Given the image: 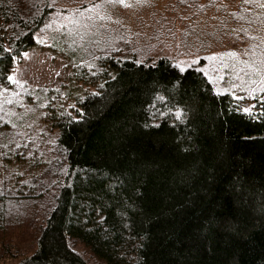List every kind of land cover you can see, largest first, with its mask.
Masks as SVG:
<instances>
[{
    "label": "trees",
    "instance_id": "obj_1",
    "mask_svg": "<svg viewBox=\"0 0 264 264\" xmlns=\"http://www.w3.org/2000/svg\"><path fill=\"white\" fill-rule=\"evenodd\" d=\"M231 1L233 21L256 27L264 0ZM76 5L0 0V264H264V91H220L202 65L123 39L125 51L89 50L88 18L74 25L86 41L49 37L73 64L69 86L21 91L16 60ZM33 105L53 158L17 129ZM54 191L28 242L18 212Z\"/></svg>",
    "mask_w": 264,
    "mask_h": 264
},
{
    "label": "rangeland",
    "instance_id": "obj_2",
    "mask_svg": "<svg viewBox=\"0 0 264 264\" xmlns=\"http://www.w3.org/2000/svg\"><path fill=\"white\" fill-rule=\"evenodd\" d=\"M72 1L77 5L70 10L64 6L66 13L50 19L53 32L45 28L38 45L27 49L16 60L10 79L14 86H20L21 91L58 90L69 86L73 64L51 47L49 37H59L57 42L67 45L86 41V38L76 36L74 25L79 18H88L87 32L90 39L94 38V42H87L89 50L94 47L95 51L102 52V46L108 43L110 47L125 51L123 39L132 49L155 57L162 53L183 64L202 65L220 91H233L238 97L249 99L264 91V7L261 6L264 3L257 5L252 17L246 20L254 19L256 27H253L250 22L244 26L233 21L231 17L237 4L231 0H200L192 12L178 5L182 0ZM188 17L194 23L187 26L185 23L192 21ZM62 25L65 26L63 34L60 33ZM160 27H163L161 32ZM100 32L102 35L98 36ZM100 37L101 44L97 46L95 41ZM19 118L17 129L22 133L20 136L36 142L40 154L53 158L52 145L56 134L42 126V116L35 105L28 106ZM52 193L55 191L26 205L25 214L18 212L22 216L18 222L24 219L21 232L28 242L36 235L32 227H40L47 210L53 208Z\"/></svg>",
    "mask_w": 264,
    "mask_h": 264
},
{
    "label": "snow or ice",
    "instance_id": "obj_3",
    "mask_svg": "<svg viewBox=\"0 0 264 264\" xmlns=\"http://www.w3.org/2000/svg\"><path fill=\"white\" fill-rule=\"evenodd\" d=\"M113 2H119V0H113ZM244 2L246 4H253V3H256L257 0H244ZM261 6L264 7V4H262ZM230 55H232V54H230ZM178 116H179V114H178Z\"/></svg>",
    "mask_w": 264,
    "mask_h": 264
}]
</instances>
